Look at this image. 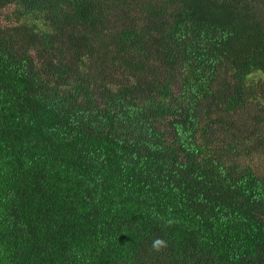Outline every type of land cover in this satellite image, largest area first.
Here are the masks:
<instances>
[{"label":"trees","instance_id":"trees-1","mask_svg":"<svg viewBox=\"0 0 264 264\" xmlns=\"http://www.w3.org/2000/svg\"><path fill=\"white\" fill-rule=\"evenodd\" d=\"M261 155L264 0H0V264H264Z\"/></svg>","mask_w":264,"mask_h":264},{"label":"clouds","instance_id":"clouds-1","mask_svg":"<svg viewBox=\"0 0 264 264\" xmlns=\"http://www.w3.org/2000/svg\"><path fill=\"white\" fill-rule=\"evenodd\" d=\"M165 246H166V241L163 240L162 238H156L152 243V247L157 251H159L162 247Z\"/></svg>","mask_w":264,"mask_h":264},{"label":"rangeland","instance_id":"rangeland-1","mask_svg":"<svg viewBox=\"0 0 264 264\" xmlns=\"http://www.w3.org/2000/svg\"><path fill=\"white\" fill-rule=\"evenodd\" d=\"M247 161H249V160L247 159ZM250 162L252 164L257 165L258 168L264 169V156H262V155L261 156H257L254 159L250 160Z\"/></svg>","mask_w":264,"mask_h":264}]
</instances>
